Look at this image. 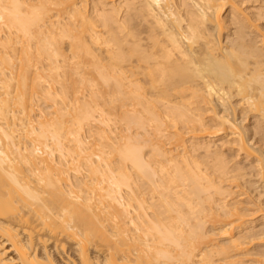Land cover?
I'll return each instance as SVG.
<instances>
[{
    "label": "bare ground",
    "instance_id": "1",
    "mask_svg": "<svg viewBox=\"0 0 264 264\" xmlns=\"http://www.w3.org/2000/svg\"><path fill=\"white\" fill-rule=\"evenodd\" d=\"M0 264H264V0H0Z\"/></svg>",
    "mask_w": 264,
    "mask_h": 264
},
{
    "label": "rangeland",
    "instance_id": "2",
    "mask_svg": "<svg viewBox=\"0 0 264 264\" xmlns=\"http://www.w3.org/2000/svg\"><path fill=\"white\" fill-rule=\"evenodd\" d=\"M49 103H50V102H49ZM36 108H37V107L34 106V109H36ZM35 111H37V110H35ZM15 123H16L18 126H19V124H21L20 122H19V124H18V122H15ZM18 126H17V127H18ZM17 127H16V128H17ZM24 131H25V132H24ZM18 132H19V133H18ZM23 132H24V133H23ZM17 133H18V135H20V137L22 136L20 139L23 141V142H22V143H24L23 145H25V140H24L23 137L26 136V137H25L26 139H27V138L30 139V137H31V136H30V137H27L28 134H26V129H25L24 127H21V128L18 127V131H17ZM25 134H26V135H25ZM22 138H23V139H22ZM31 138H32V137H31ZM26 145H27V143H26ZM253 179H254V178L252 177L250 180H252V181L254 182L255 180H253ZM257 184H258V183H257ZM254 186H255V188H257L258 185H254ZM253 188H254V187H251L250 189H253ZM255 188H254V189H255ZM257 191H258V190H257ZM254 193H255V192H254ZM250 208H252V207H250ZM256 216H257V215L254 214V215H252V216H248L249 218H248V217H247V218H248V220L250 219V217H253V218H251V219H254V218H256Z\"/></svg>",
    "mask_w": 264,
    "mask_h": 264
}]
</instances>
